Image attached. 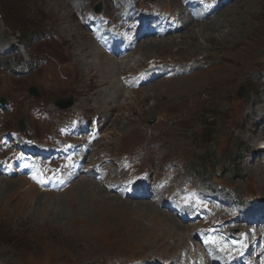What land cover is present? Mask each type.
<instances>
[{
  "label": "rangeland",
  "instance_id": "rangeland-1",
  "mask_svg": "<svg viewBox=\"0 0 264 264\" xmlns=\"http://www.w3.org/2000/svg\"><path fill=\"white\" fill-rule=\"evenodd\" d=\"M114 1L123 2L0 0V99L11 104L9 111L0 112V137L18 131L23 122L25 133L41 140L68 119L67 114L88 121L97 117L103 124L101 140L87 156V172L66 192L47 194L25 179L0 177V235L20 239L23 244L0 241V264H128L134 259L171 264L181 257L188 259L193 251L199 253L194 246L199 224L182 229L168 209H146L130 199L133 193L122 197L109 193L106 179H99L103 174L108 180L118 178L130 184L134 182L132 173L148 171L151 179L163 180L161 188L168 189L170 200L178 197L175 188L187 180L217 202L212 211L215 221L226 215L224 202L241 209L219 196L217 185L252 198L251 202L260 200L255 214L264 209V0H228L226 10L199 27L193 22L163 39L139 43L134 50L137 54L121 64L87 40L91 36L79 18L81 13L95 14V7H101L100 14L115 19ZM134 1L144 10L175 14L179 18L175 26L187 13L186 0ZM191 2L204 8L199 0ZM149 17L155 16L151 13ZM215 21L221 29L210 39L196 33ZM241 28V34H236ZM152 31L161 29L152 27ZM228 32L235 34L234 40L224 39ZM46 37L51 41H44ZM151 41H162V45L150 47ZM20 43L24 46L16 53ZM100 51L104 56L98 59ZM26 60L36 63L30 75L10 72L13 64ZM156 62L171 72L178 65L182 74L157 79L138 90L125 89L122 77ZM163 70L156 75H164ZM108 81L110 86H98ZM32 87L38 89L39 99L30 95ZM118 91L124 92L113 98ZM241 95L249 96L248 101ZM70 97L75 101L73 108L56 109V100ZM33 108L49 113L54 121L36 119ZM123 156L130 157L133 169L123 166ZM107 198L114 203L107 204ZM159 202L165 204V197L151 201ZM243 208L253 210L246 205ZM261 227L242 238L237 228L227 235L250 248L251 242H260ZM217 230L215 236L225 231L222 227Z\"/></svg>",
  "mask_w": 264,
  "mask_h": 264
},
{
  "label": "bare ground",
  "instance_id": "bare-ground-1",
  "mask_svg": "<svg viewBox=\"0 0 264 264\" xmlns=\"http://www.w3.org/2000/svg\"><path fill=\"white\" fill-rule=\"evenodd\" d=\"M222 1L220 0L219 6L212 11V14L211 13H203L200 10H198L196 12H193L192 10H187L186 11L187 13H186L185 17L184 18L181 17L180 22L178 24H176V33L179 32V31L181 32L184 28L186 29L187 26H190V24H192L193 22L197 23L196 27H199V25H201L200 24L201 22H206L210 18H214L215 14L217 15L221 11L226 10V8H228L229 6L228 5H224L222 3ZM214 3L217 5V1H214ZM207 24H209V25H207ZM205 25H207V26L203 28V32H201L200 30H198L197 32L195 30L194 31L196 33L203 34L204 37L208 38V39H210L212 36H214L221 29V27L218 25V22H216V21L212 22V23H206ZM161 26H162V23H161V21H159V24L157 25V27H161ZM243 29H244V27H243ZM241 30H242V28L240 29V31L235 32V33L236 34H239V33L241 34ZM140 31L142 32V34H140L138 36L140 44H141V42H143V41L147 42L148 40L157 41V36H155L154 33H152L150 30L147 31V28H141ZM209 31H211V32L209 33ZM165 34H168V33H165ZM234 35L235 34H232V36H231L230 32H228L227 37H224V39H226V40H228V39L234 40L235 37H236ZM148 36L149 37H153V39H147L146 40V38ZM90 38L91 39H87V40L88 41L92 40V41L95 42V44L97 46H99L98 42H99L100 36L96 37L95 40L92 37H90ZM161 39H163V38H161ZM161 43H162V41L161 42H156V43H152V41H151L149 46L150 47L151 46L156 47L155 46L156 44L160 45ZM241 44H245V42H241ZM150 47H147V49L145 51L146 53L150 50ZM99 49L101 50L102 48L99 46ZM97 54H98V56H100V57H98V59H101V57L104 56L103 52H101V51L98 52ZM136 54L137 53L135 51H132L131 53H129L128 58L133 57ZM116 56L122 58V57L126 56V53H124V52L123 53H118ZM110 57L114 58L113 56H110ZM121 61H124V60H119V64L122 63ZM83 67L87 68L88 64L84 65ZM142 75H144V73ZM142 75H141V79H144V77ZM97 76H98V74H97ZM98 86H102V87L103 86H110V83H109V81L108 82H104V83L100 82V84ZM127 88H129V87H127ZM127 88H125V89H127ZM122 92H124V91H118L117 93H115L113 95L111 94V95L113 96V98H116L119 95H121ZM106 95L110 96V92H108ZM247 98H246V100H247ZM104 103H106L105 105H108V101H106ZM109 104H111V103H109ZM251 104L252 103H250V106H251ZM118 107H120V106H118ZM257 150H258V148H257ZM85 164L87 165V163H85ZM21 180L24 181V179H21ZM15 183L16 182H11L10 185H13ZM30 186L32 187L33 185H30ZM35 190H37V188H35ZM142 194H143V192H142ZM129 197H130V199L132 201L141 203L143 205V207H145V205H146V209H150V207H152L154 210L155 209H157V210H160V209L166 210V208H164V203L159 202L158 204H153V203H151V201H147V199H149L148 196L143 195L140 198H138V197L134 196V194H132ZM109 202L113 204L114 200H109L107 198L106 199V203L109 204ZM145 202H149V203H145ZM262 203H264V202L262 201ZM170 211H172V210L170 208H168L169 214H170ZM175 219H176V221L178 220L176 217H175ZM189 221L190 220H188V222ZM247 221H248V212L243 211L242 214L240 216H238L237 225L239 226V228L245 229L246 228V224L245 223ZM171 223H173V222H171ZM180 227H182V229L185 228L184 225H181ZM258 236L260 238V242L254 244V243H252L250 241L251 242L250 248H246V246H245L246 244H244V243H240L239 245H236L235 247L240 250V254H238L235 250H233L231 248V246H234L235 243L231 242L229 237H226V229H225V231L223 233H221L220 235H217V237H219L221 239V242L218 239H216L215 235H213V238L210 239L212 243L217 244L219 255L206 253L203 257H196L195 255H194V257H191V256L188 257V259H182V257H181L180 258L181 260L179 262L174 261L171 264H264L263 260H262V258H264V231H262V230L258 231ZM229 242H231V245L229 244ZM200 248L203 249L202 246H200ZM180 256H181V254H180ZM144 264H149V263H144ZM164 264H167V263H164Z\"/></svg>",
  "mask_w": 264,
  "mask_h": 264
},
{
  "label": "water",
  "instance_id": "water-1",
  "mask_svg": "<svg viewBox=\"0 0 264 264\" xmlns=\"http://www.w3.org/2000/svg\"><path fill=\"white\" fill-rule=\"evenodd\" d=\"M97 12H100V9L97 10ZM31 95L38 96V93L35 88H32L30 90ZM74 104L73 99L69 100H59L56 102V105L62 109L69 108ZM20 130H23V127L20 128Z\"/></svg>",
  "mask_w": 264,
  "mask_h": 264
},
{
  "label": "trees",
  "instance_id": "trees-1",
  "mask_svg": "<svg viewBox=\"0 0 264 264\" xmlns=\"http://www.w3.org/2000/svg\"><path fill=\"white\" fill-rule=\"evenodd\" d=\"M0 241L1 242H5V243H12V244H15V245H19L20 247L23 245V244H20V239H18V241H17V238L8 237V235H6V234L4 236L0 235ZM23 247H26V244H24ZM21 249H22V251H26L23 248H21Z\"/></svg>",
  "mask_w": 264,
  "mask_h": 264
}]
</instances>
